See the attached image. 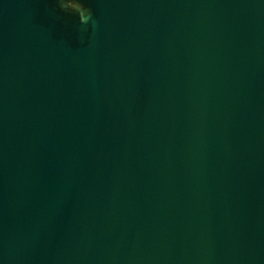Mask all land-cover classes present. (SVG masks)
<instances>
[{"label":"water","instance_id":"1","mask_svg":"<svg viewBox=\"0 0 264 264\" xmlns=\"http://www.w3.org/2000/svg\"><path fill=\"white\" fill-rule=\"evenodd\" d=\"M0 264H264V0H0Z\"/></svg>","mask_w":264,"mask_h":264}]
</instances>
